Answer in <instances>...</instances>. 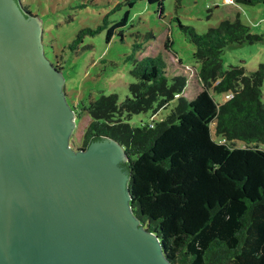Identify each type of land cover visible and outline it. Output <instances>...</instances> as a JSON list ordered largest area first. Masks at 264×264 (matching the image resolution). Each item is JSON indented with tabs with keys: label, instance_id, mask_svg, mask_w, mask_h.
<instances>
[{
	"label": "trees",
	"instance_id": "1",
	"mask_svg": "<svg viewBox=\"0 0 264 264\" xmlns=\"http://www.w3.org/2000/svg\"><path fill=\"white\" fill-rule=\"evenodd\" d=\"M147 1L163 12L164 0ZM128 19L126 11L109 27L107 38ZM103 26L81 28L67 47L75 50L83 35ZM180 27L199 62L194 97L185 94L189 67L181 65L184 73H169L159 52L138 55L143 43L136 40L128 56L134 77L128 83L130 94L124 99L117 93L101 94L78 103V116L90 117L80 147L105 137L122 144L129 158L121 164L129 173L130 205L157 233L173 264H264V60L248 69L225 67L222 58L229 45L253 43L262 35L238 16L203 33L191 25ZM174 62L181 64L177 58ZM215 92L224 93L225 99L216 100ZM173 100L176 104L160 120L138 125L128 120L148 110L153 116Z\"/></svg>",
	"mask_w": 264,
	"mask_h": 264
},
{
	"label": "water",
	"instance_id": "2",
	"mask_svg": "<svg viewBox=\"0 0 264 264\" xmlns=\"http://www.w3.org/2000/svg\"><path fill=\"white\" fill-rule=\"evenodd\" d=\"M42 26L0 0V264H173L130 205L122 144H71L75 112Z\"/></svg>",
	"mask_w": 264,
	"mask_h": 264
},
{
	"label": "rangeland",
	"instance_id": "3",
	"mask_svg": "<svg viewBox=\"0 0 264 264\" xmlns=\"http://www.w3.org/2000/svg\"><path fill=\"white\" fill-rule=\"evenodd\" d=\"M24 1L31 7L32 13L43 21L46 56L54 64L59 61L62 66L65 96L75 112V126L71 134L74 147L81 145L90 121L87 115L78 116V103L87 104L101 94L117 93L119 99L130 94L128 83L134 77L130 73L133 61L128 56L136 40L143 43L138 55H156L159 52L164 56L169 73H184L181 65L190 68V72L186 70L190 83L185 94L191 98L198 88L194 80L199 62L193 57L194 45L181 29L180 23L191 25L197 32L203 33L210 27L218 26L224 19L234 20L238 16L250 26L253 33L261 34L262 39L253 43L229 45L222 56L224 66L234 64L254 69L264 60V2L246 4L235 0H164V10L161 12L156 3L147 0H131L133 4H130V0ZM83 2L86 4L81 6ZM116 5L119 6L108 14ZM126 11H129L128 22L116 28L114 35L108 39L109 27L121 20ZM99 24L104 25L103 28L95 34L83 35L75 50L67 47L81 28L97 27ZM174 58L180 60L181 64L174 62ZM262 90L264 101V81ZM214 97L219 102L225 99L224 93L215 92ZM175 104L176 100H173L153 116V111L148 110L133 114L128 120L132 125L152 119L160 120ZM237 143L242 144L239 140ZM260 146L264 148V142Z\"/></svg>",
	"mask_w": 264,
	"mask_h": 264
},
{
	"label": "flooded vegetation",
	"instance_id": "4",
	"mask_svg": "<svg viewBox=\"0 0 264 264\" xmlns=\"http://www.w3.org/2000/svg\"><path fill=\"white\" fill-rule=\"evenodd\" d=\"M23 8L26 10V8L24 6H23ZM78 147H80V145Z\"/></svg>",
	"mask_w": 264,
	"mask_h": 264
}]
</instances>
